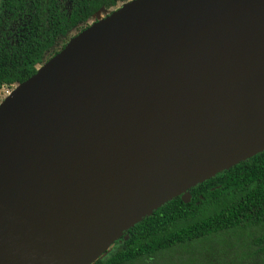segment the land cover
<instances>
[{
    "label": "water",
    "instance_id": "water-1",
    "mask_svg": "<svg viewBox=\"0 0 264 264\" xmlns=\"http://www.w3.org/2000/svg\"><path fill=\"white\" fill-rule=\"evenodd\" d=\"M264 150V0H131L0 102V264H93Z\"/></svg>",
    "mask_w": 264,
    "mask_h": 264
},
{
    "label": "trees",
    "instance_id": "trees-1",
    "mask_svg": "<svg viewBox=\"0 0 264 264\" xmlns=\"http://www.w3.org/2000/svg\"><path fill=\"white\" fill-rule=\"evenodd\" d=\"M4 1L0 18L19 20L20 26L14 37L4 36L11 34V24L0 31V102L80 31L104 18L98 11L131 0H80L69 17L59 0L23 1L17 9L16 0ZM21 7L32 8L27 14ZM187 192L188 198L174 196L131 226L93 264H264V150Z\"/></svg>",
    "mask_w": 264,
    "mask_h": 264
},
{
    "label": "flooded vegetation",
    "instance_id": "flooded-vegetation-1",
    "mask_svg": "<svg viewBox=\"0 0 264 264\" xmlns=\"http://www.w3.org/2000/svg\"><path fill=\"white\" fill-rule=\"evenodd\" d=\"M23 1H25V4H26L27 1H30V0H16L14 2L15 3L14 8L17 9L16 8V5L19 4V3H21V2H23ZM0 2H1V0H0ZM59 3H61V5L59 6V8L61 9V11H63V13L66 14L69 17L71 10L78 9V7L80 5V0H59ZM6 4L7 3L5 1L3 3H0V14H4L5 13V11H6V8H5ZM120 6L121 5H118L117 4L115 6H112L110 8H107L110 11H104L106 9H104V10H102L100 12L98 11V13L96 12L97 13V16H103V17H105L106 15H108L109 12L111 13L115 9L119 8ZM31 8L32 7H29L27 9H24V7H21L22 10H25V11L28 10L27 14L31 11ZM16 14H17V12H16ZM45 14H46V12H45ZM9 18L10 17L0 18V31L1 30H4V29H5L4 31H6L7 27H5V26L7 24H11V26L9 27V29L12 30L11 34H8L7 31H6L5 34H4V36L5 37H14L15 34L17 35L16 32L19 29L18 27L20 26L19 25V22L20 21L19 20H15V21L14 20H11V21H9L7 23V21L9 20ZM69 31H72V27L71 26L69 28ZM0 36H2L1 33H0ZM14 40H15V42H17L18 41V37L15 38ZM65 44L66 43H64V45ZM54 46H61V43L60 42H54Z\"/></svg>",
    "mask_w": 264,
    "mask_h": 264
}]
</instances>
